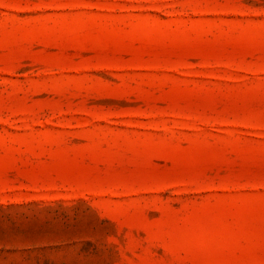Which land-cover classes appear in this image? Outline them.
Listing matches in <instances>:
<instances>
[{
    "label": "rangeland",
    "instance_id": "1",
    "mask_svg": "<svg viewBox=\"0 0 264 264\" xmlns=\"http://www.w3.org/2000/svg\"><path fill=\"white\" fill-rule=\"evenodd\" d=\"M0 264H264V0H0Z\"/></svg>",
    "mask_w": 264,
    "mask_h": 264
}]
</instances>
